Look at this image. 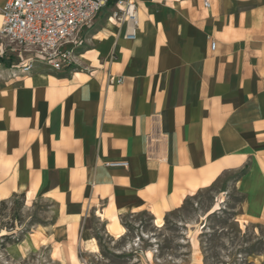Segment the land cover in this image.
I'll return each instance as SVG.
<instances>
[{"label": "crops", "instance_id": "crops-1", "mask_svg": "<svg viewBox=\"0 0 264 264\" xmlns=\"http://www.w3.org/2000/svg\"><path fill=\"white\" fill-rule=\"evenodd\" d=\"M134 1L135 38L109 23L89 34L97 15L70 69L25 75L0 55V200L56 202L64 237L62 214L79 235L91 212L117 240L118 216H166L238 173L235 222L264 226V0Z\"/></svg>", "mask_w": 264, "mask_h": 264}, {"label": "rangeland", "instance_id": "rangeland-1", "mask_svg": "<svg viewBox=\"0 0 264 264\" xmlns=\"http://www.w3.org/2000/svg\"><path fill=\"white\" fill-rule=\"evenodd\" d=\"M115 12L113 6L103 9L89 34ZM237 174H224L166 216H118L125 234L117 240L91 212L82 217L79 235L73 231L75 218L64 214L58 224L67 225L66 237L51 232L60 218L56 202L38 195L28 204L22 194L11 195L0 200V264H76L72 256L82 264H264V226L235 222L240 212ZM38 226L43 235L35 233ZM87 233L96 240L98 253L78 246L79 236ZM51 236L59 243L54 248Z\"/></svg>", "mask_w": 264, "mask_h": 264}, {"label": "built area", "instance_id": "built-area-1", "mask_svg": "<svg viewBox=\"0 0 264 264\" xmlns=\"http://www.w3.org/2000/svg\"><path fill=\"white\" fill-rule=\"evenodd\" d=\"M215 0H203L208 9ZM113 6L115 25H125L126 39L135 38L137 27L134 0H4L0 9L2 25L0 39L5 42L1 57L8 53L18 59L10 69L28 74L35 64L60 71L76 66L79 49L84 44V32L91 29L94 19L103 9ZM131 20L132 30L127 31ZM214 48V43H211ZM108 85L119 84L120 78L110 75ZM125 167L126 163L106 164Z\"/></svg>", "mask_w": 264, "mask_h": 264}, {"label": "bare ground", "instance_id": "bare-ground-1", "mask_svg": "<svg viewBox=\"0 0 264 264\" xmlns=\"http://www.w3.org/2000/svg\"><path fill=\"white\" fill-rule=\"evenodd\" d=\"M107 23L113 25V24L115 23V20H114L112 17H110L109 19L107 18V19L105 20L104 24H103V29H105ZM126 23H127V27H128V30H127V31H131V30H132L131 24L133 23V21L128 20ZM107 27H108V26H107ZM108 28H109V27H108ZM30 196H31V195H30ZM30 196L28 195V197H27V203H31V198H30ZM152 212H153V211H152ZM35 233H39V234L43 235L42 228H41L40 226H38V227L36 228V230H35ZM120 235H121V234H120ZM120 235H119V237H121ZM115 236H116V235H115ZM49 238L51 239V237H49ZM116 238H117V237H116ZM94 244H95V243H94ZM54 245H56V244H54ZM150 253H151V252H150ZM148 255H149V254H148Z\"/></svg>", "mask_w": 264, "mask_h": 264}, {"label": "trees", "instance_id": "trees-1", "mask_svg": "<svg viewBox=\"0 0 264 264\" xmlns=\"http://www.w3.org/2000/svg\"><path fill=\"white\" fill-rule=\"evenodd\" d=\"M1 202H2V201H1ZM2 203H3V202H2ZM3 204H4V203H3ZM1 237H2V238H4V237H5V235H2Z\"/></svg>", "mask_w": 264, "mask_h": 264}]
</instances>
